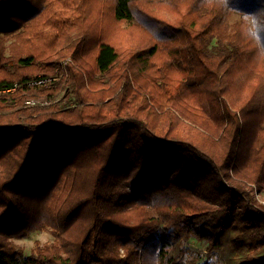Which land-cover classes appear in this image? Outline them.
I'll return each mask as SVG.
<instances>
[{
    "label": "trees",
    "instance_id": "trees-1",
    "mask_svg": "<svg viewBox=\"0 0 264 264\" xmlns=\"http://www.w3.org/2000/svg\"><path fill=\"white\" fill-rule=\"evenodd\" d=\"M230 3L0 0V264H264V0Z\"/></svg>",
    "mask_w": 264,
    "mask_h": 264
},
{
    "label": "rangeland",
    "instance_id": "rangeland-1",
    "mask_svg": "<svg viewBox=\"0 0 264 264\" xmlns=\"http://www.w3.org/2000/svg\"><path fill=\"white\" fill-rule=\"evenodd\" d=\"M237 16H234V19H236ZM264 99V89L261 92V98L260 101L263 102ZM39 105L36 102V105H28L30 107ZM248 127H251L254 129V126L249 123V121L245 122ZM253 185V186H252ZM251 187L254 189L253 196L254 200L258 202V204L264 205V186L258 187L254 184H251ZM263 188V189H262ZM11 246H13L16 249L23 250L24 255L29 256L33 252L34 248L37 246V244L40 245H47L52 244L54 242V236L51 231H36L34 233H31L24 237H16L11 238L7 240ZM187 246H190L195 249H204L205 245L203 242L198 241L196 238H191L189 241H187ZM217 264H219L217 262Z\"/></svg>",
    "mask_w": 264,
    "mask_h": 264
},
{
    "label": "clouds",
    "instance_id": "clouds-1",
    "mask_svg": "<svg viewBox=\"0 0 264 264\" xmlns=\"http://www.w3.org/2000/svg\"><path fill=\"white\" fill-rule=\"evenodd\" d=\"M212 6L229 11H236L230 0H206ZM242 35L249 40L256 49L257 56L264 59V14L260 11L244 12L242 14Z\"/></svg>",
    "mask_w": 264,
    "mask_h": 264
},
{
    "label": "built area",
    "instance_id": "built-area-1",
    "mask_svg": "<svg viewBox=\"0 0 264 264\" xmlns=\"http://www.w3.org/2000/svg\"><path fill=\"white\" fill-rule=\"evenodd\" d=\"M27 104H28V105H36V102H34V101H29Z\"/></svg>",
    "mask_w": 264,
    "mask_h": 264
}]
</instances>
